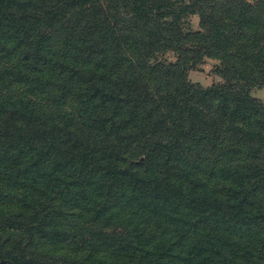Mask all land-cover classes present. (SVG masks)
<instances>
[{"label":"trees","instance_id":"1","mask_svg":"<svg viewBox=\"0 0 264 264\" xmlns=\"http://www.w3.org/2000/svg\"><path fill=\"white\" fill-rule=\"evenodd\" d=\"M263 88L264 0H0V264H264Z\"/></svg>","mask_w":264,"mask_h":264},{"label":"rangeland","instance_id":"2","mask_svg":"<svg viewBox=\"0 0 264 264\" xmlns=\"http://www.w3.org/2000/svg\"><path fill=\"white\" fill-rule=\"evenodd\" d=\"M191 22L194 28L199 27V19L197 16L192 17ZM170 57L174 59L173 56ZM216 63H217L216 60L207 59L206 63L203 65V70L191 71L189 74V78L192 81L199 82L205 86L210 85L213 82L219 81L220 77L212 71ZM253 95L257 98L264 100V88L255 90L253 92Z\"/></svg>","mask_w":264,"mask_h":264}]
</instances>
